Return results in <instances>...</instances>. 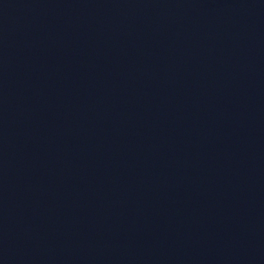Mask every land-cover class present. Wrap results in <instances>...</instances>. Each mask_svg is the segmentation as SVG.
Segmentation results:
<instances>
[{
    "label": "water",
    "instance_id": "95a60500",
    "mask_svg": "<svg viewBox=\"0 0 264 264\" xmlns=\"http://www.w3.org/2000/svg\"><path fill=\"white\" fill-rule=\"evenodd\" d=\"M0 264H264V0H0Z\"/></svg>",
    "mask_w": 264,
    "mask_h": 264
}]
</instances>
